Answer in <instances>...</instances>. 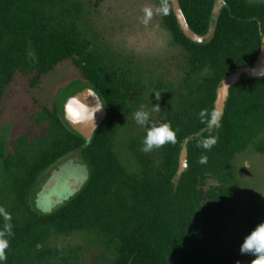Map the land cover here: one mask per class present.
Wrapping results in <instances>:
<instances>
[{
    "label": "trees",
    "instance_id": "1",
    "mask_svg": "<svg viewBox=\"0 0 264 264\" xmlns=\"http://www.w3.org/2000/svg\"><path fill=\"white\" fill-rule=\"evenodd\" d=\"M154 1L161 27L187 57L188 75L202 74L187 118H168L176 140L159 148L163 170L157 175L141 162L137 172H127L113 151L117 121L131 111L130 85L103 64L101 55L89 50L77 24L81 0H0V95L17 75L36 89L56 69L67 66L84 82L68 97L91 87L107 111L86 144L64 122L55 102L38 104L36 123L44 132L39 149L17 171L10 220L0 214V231L10 224L12 232L5 237L9 242L5 264H51L58 255L45 246L51 234L88 230L114 250L112 264H231L230 252L219 248L220 225L230 210L234 157L248 146L264 155V77L230 88L219 129L210 132L199 113L206 109L204 119H209L219 81L256 58L259 33L264 35V2L224 0L214 34L192 43L178 29L169 0ZM178 1L190 29L205 34L214 0ZM209 136L218 137L210 151L197 147ZM185 139L188 166L175 182ZM73 154L87 163L88 181L51 213L37 212L30 199L51 168ZM202 156L207 157L204 164L199 163ZM0 160L8 167L1 142ZM205 178L220 184L217 193L208 191L209 209L212 206L208 222L199 188Z\"/></svg>",
    "mask_w": 264,
    "mask_h": 264
},
{
    "label": "rangeland",
    "instance_id": "2",
    "mask_svg": "<svg viewBox=\"0 0 264 264\" xmlns=\"http://www.w3.org/2000/svg\"><path fill=\"white\" fill-rule=\"evenodd\" d=\"M81 7L77 24L89 41V50L101 55L103 64L130 85L131 111L117 121L113 151L127 172H137L141 162L152 175H157L163 170L159 148L142 150L146 129L136 123L133 114L137 110L147 111L157 125L167 124L170 117L187 118L202 74L188 75L187 57L161 27L154 0H81ZM144 9H149L151 15L147 16ZM83 84L65 66L56 69L36 89H30L20 75L3 89L0 142L8 167L4 168L0 160V209L8 215L14 203L17 171L38 151L44 133L43 126L36 123L38 104L53 101L61 109L72 89ZM153 105L159 106V111H153ZM230 181V210L220 225L219 248L230 252L231 264H251L255 257L241 254L240 245L246 235L264 222V155L251 146L238 153L232 162ZM219 187L210 178L199 186L206 222L212 210L208 191L217 193ZM212 232L210 222L209 233ZM45 246L58 253L51 264H112L115 259L114 250L90 230L66 236L51 234Z\"/></svg>",
    "mask_w": 264,
    "mask_h": 264
},
{
    "label": "water",
    "instance_id": "3",
    "mask_svg": "<svg viewBox=\"0 0 264 264\" xmlns=\"http://www.w3.org/2000/svg\"><path fill=\"white\" fill-rule=\"evenodd\" d=\"M172 14L176 20L178 29L183 36L192 43H202L208 40L215 32L218 18L224 0H214L207 31L203 35L193 32L188 26L185 17L181 11L178 0H169ZM260 46L258 54L254 61L243 67H238L228 72L220 81L215 90V99L213 102L214 111L224 114V108L229 97L231 87L248 79H260L264 77V35L260 32ZM95 101L96 106H95ZM66 106L74 111L81 106H87L91 112H95L94 120L86 119L79 122L74 121L66 113ZM107 115L98 94L91 87H84L80 91L67 97L61 106V116L67 126L79 135L88 144L96 130L102 125ZM222 118V117H221ZM187 142L185 139L178 154L177 170L175 172V182L181 176L188 166L187 163ZM89 179V168L85 160L77 154H73L59 163H57L48 173V176L42 181L38 190L35 192L32 204L34 209L41 214H49L58 206L67 202L75 196ZM50 209V211H44Z\"/></svg>",
    "mask_w": 264,
    "mask_h": 264
},
{
    "label": "clouds",
    "instance_id": "4",
    "mask_svg": "<svg viewBox=\"0 0 264 264\" xmlns=\"http://www.w3.org/2000/svg\"><path fill=\"white\" fill-rule=\"evenodd\" d=\"M147 16L151 15L149 9H144ZM164 14H167L166 10ZM157 95V94H156ZM95 101V106H96ZM102 106H100L96 111H98ZM153 111H159V106L153 105ZM95 111V112H96ZM95 112H91L87 106H81L77 110H73L66 106V113L76 121H82L86 119L94 120ZM207 110L202 109L199 113L201 118V123H205L206 127L211 132L212 129H219L221 127V117L222 113L219 111H213L210 118L205 120V114ZM134 119L138 125L146 129L145 136L143 139V151L150 152L154 148H160L165 143H175L176 131L172 129L170 124L157 125L150 120V113L144 110H137L134 114ZM218 137L209 136L197 143V147H201L206 151H210L211 148L216 144ZM207 162V157L202 156L199 163L204 164ZM44 211H50V209H45ZM0 214L4 216V219L10 220V216L0 209ZM11 225L5 224L3 231H0V264H5L6 255L5 249L8 248L9 242L5 238L6 236H11ZM240 253L248 254L254 256L255 258L251 261V264H264V222L258 224L248 235L243 239L240 245ZM238 264V262H237Z\"/></svg>",
    "mask_w": 264,
    "mask_h": 264
}]
</instances>
